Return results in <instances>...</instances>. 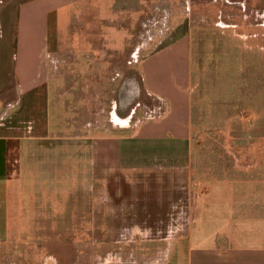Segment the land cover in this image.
I'll return each instance as SVG.
<instances>
[{"label": "crops", "instance_id": "crops-1", "mask_svg": "<svg viewBox=\"0 0 264 264\" xmlns=\"http://www.w3.org/2000/svg\"><path fill=\"white\" fill-rule=\"evenodd\" d=\"M127 1L0 0V72L12 75L15 83L12 87L15 100L8 98V93L6 98H0V102L5 99L6 103L5 113L0 115L5 116V121L0 122V246L10 235L8 217L2 207L11 195L9 166L21 165L26 166L25 170H32L30 181L34 178L31 184L39 193L56 204L66 205V201L70 204L69 210L50 214L47 211L42 217L41 233L50 227L61 234H109L111 228L124 235L156 232L158 221L167 215L155 210L157 213L153 216V210L146 213L141 210L143 207L135 205L143 200L142 186L160 185L163 188L160 199L168 202L173 197L174 186L191 190V185H199L200 181L207 184L193 199L194 220L176 241L114 243L103 240L97 246L92 242L84 244L86 249L112 252L100 264H264V183L261 179L264 163L261 161L260 166L258 162L257 171L254 165H237L232 158L229 165L219 159L215 165H193L191 155L202 152L194 137L205 131V127L200 125L198 111L193 110L195 104L192 106L189 86L180 81L188 80L191 75L189 39L174 40L173 44L146 54L140 62L145 89L165 103L160 120L127 124L97 136L46 131L50 116L70 112L63 96L58 92L53 94L54 90L73 84H62L53 62L77 50L85 55L96 50L94 38L74 35L78 14L81 16L85 9L90 15L100 5L106 10H118L126 7ZM181 42L186 44L184 55L176 53ZM169 56L180 58L182 73L176 70L172 59L166 61ZM164 62L168 74L160 70ZM66 73L70 74L71 70ZM51 96H54L52 113L48 110ZM17 103L34 117L22 120L16 111L10 112V107ZM215 116L217 119L221 115ZM228 117L233 119L231 115ZM28 122L32 126H27ZM217 125L220 136L222 130L228 132L221 120ZM250 148L252 154L246 150L245 156L252 159L255 150L253 145ZM219 151L214 150L215 160ZM24 178L26 173L22 172L17 192L29 190ZM111 183L120 186L115 200L109 189ZM12 189L15 191L16 187ZM80 191L87 192L86 208L82 211L78 209L83 201ZM133 202L134 206L129 205ZM167 222L166 219L161 228L167 227L171 232L173 224ZM56 247L79 248L78 243L61 241ZM3 261L1 264H7Z\"/></svg>", "mask_w": 264, "mask_h": 264}, {"label": "rangeland", "instance_id": "rangeland-1", "mask_svg": "<svg viewBox=\"0 0 264 264\" xmlns=\"http://www.w3.org/2000/svg\"><path fill=\"white\" fill-rule=\"evenodd\" d=\"M126 4L125 9L106 10L100 5L93 8L90 15L85 9L81 16L78 14L74 35L83 39L94 38L96 50L91 55L77 50L70 55L63 54L53 62L52 67L54 65L53 69L61 76L62 84H73L72 87L65 85L66 89L54 90L53 94L63 96L70 112L54 118L50 116L46 131L49 134L61 131L97 136L127 124L140 125L160 120L165 103L145 89L140 62L146 54L165 48L174 40L186 38L191 44L192 70L188 80L183 78L180 81L189 86L192 106L195 104L193 110L198 111L200 125L205 127V131L194 137L202 152L191 155L193 165H215L217 159L229 165L232 158L237 165H254L253 169L257 171L261 161L264 163V0H129ZM185 46V42L179 43L176 53L184 55ZM170 59L176 70L182 73L180 58L169 56L166 61ZM165 62L160 69L161 61L158 68L168 74ZM68 70H71L70 74L66 73ZM14 86L13 76L0 72V98H6L8 93L7 97L15 100L12 98ZM53 101L54 96H51L48 101L51 113ZM5 105L3 99L0 115L5 113ZM9 110L16 111L22 120L34 117V114L23 111L19 103ZM217 114L221 116L215 119ZM230 115L233 116L231 120ZM219 120L228 127V132L222 130L221 136L216 129ZM2 121H5L4 115L0 117ZM26 125L32 126V123ZM39 127L42 128L40 122ZM251 145L255 150H252V159L249 158ZM215 149H220L216 160ZM258 162L260 166L256 168ZM20 166H9L11 195L2 207L8 217L10 235L0 246V264L2 260L7 264H46L48 261L51 264H100L112 252L100 248L86 249L84 244L92 242L97 246L103 240L114 243L123 240L174 242L194 220L193 199L207 185L200 181L199 185H191V190L174 186L173 197L170 196L168 202L160 199V190L163 189L160 185L142 186L143 200L135 205L143 207L141 210L146 213L153 210V216L157 212H166L168 225L170 222L173 224L171 232L167 227L161 228L166 219H160L159 230L140 234L124 235L115 232L117 229L114 228L109 234H61L51 227L46 233H41L43 215L47 211L50 214L52 211L69 210L70 204L67 201L66 205L56 204L53 199L39 193L31 184L34 178L30 181L32 170L30 172L25 170L26 166ZM22 172L26 173L24 179L29 190L17 192ZM261 179L264 183V177ZM12 187H16L15 191ZM119 188L115 183L109 186L114 200L118 198ZM124 189L129 193L128 188ZM80 194L83 201H80L78 209L81 210L86 208L84 199L87 192L80 191ZM129 205L134 206V202ZM59 241L71 245L78 243L79 248L59 249L56 247Z\"/></svg>", "mask_w": 264, "mask_h": 264}]
</instances>
